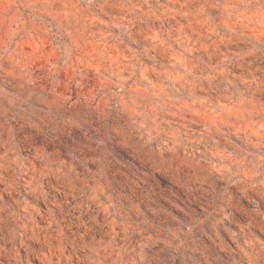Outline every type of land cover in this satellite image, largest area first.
I'll list each match as a JSON object with an SVG mask.
<instances>
[{"label":"rangeland","instance_id":"374dc122","mask_svg":"<svg viewBox=\"0 0 264 264\" xmlns=\"http://www.w3.org/2000/svg\"><path fill=\"white\" fill-rule=\"evenodd\" d=\"M0 264H264V0H0Z\"/></svg>","mask_w":264,"mask_h":264}]
</instances>
